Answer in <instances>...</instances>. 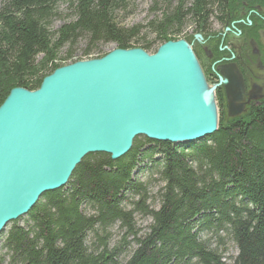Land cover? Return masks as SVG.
Returning <instances> with one entry per match:
<instances>
[{
  "label": "trees",
  "instance_id": "16d2710c",
  "mask_svg": "<svg viewBox=\"0 0 264 264\" xmlns=\"http://www.w3.org/2000/svg\"><path fill=\"white\" fill-rule=\"evenodd\" d=\"M128 1L3 0L0 105L15 88L37 90L61 66L103 57L94 55L101 44L149 52L153 42L138 44L145 29L159 46L180 39L187 24L196 35H207L213 20L223 25L236 7L255 2L155 0L160 17L145 28L118 22ZM59 2L68 5L72 19L51 32ZM80 41L84 55L75 59L72 49ZM144 162L162 184L157 210L149 207L147 185L134 178ZM135 214L151 219L143 235ZM24 217L22 225L21 218L10 223L0 264H230L224 257L227 239L236 250L232 264H264V101L227 123L222 120L212 135L195 143L141 137L115 161L89 154L63 188L43 194ZM115 225L122 236L110 247ZM131 245L129 258L121 262Z\"/></svg>",
  "mask_w": 264,
  "mask_h": 264
},
{
  "label": "water",
  "instance_id": "95a60500",
  "mask_svg": "<svg viewBox=\"0 0 264 264\" xmlns=\"http://www.w3.org/2000/svg\"><path fill=\"white\" fill-rule=\"evenodd\" d=\"M219 73L209 86L191 46L179 39L152 54L115 48L55 69L35 91L11 90L0 105V233L43 194L63 188L89 154L115 161L138 137L187 145L212 135L220 86L228 118L240 117L241 75L234 65Z\"/></svg>",
  "mask_w": 264,
  "mask_h": 264
},
{
  "label": "rangeland",
  "instance_id": "374dc122",
  "mask_svg": "<svg viewBox=\"0 0 264 264\" xmlns=\"http://www.w3.org/2000/svg\"><path fill=\"white\" fill-rule=\"evenodd\" d=\"M2 1L3 0H0V5H1ZM154 1L155 0H129L127 2L126 9L121 10L118 13V16H117L118 22L122 26H125V27H133L136 25H140V26H143L146 28L147 24L150 21L154 20L155 18L160 17V11L159 10L161 9V5L157 4L156 8H153L154 7L153 6ZM255 1H257L256 3L258 5L264 4V2L261 0H255ZM241 9L242 8H240V7H236V10L232 11L230 16L235 15V14L238 15ZM57 13H58V16L56 18H54L52 23H51V28H50L51 32H55L64 23H66L72 19L71 14L68 10V5L65 2H59L58 3ZM227 28H229V27H227ZM224 33H225V31H224L223 27L218 25L217 22L213 20L211 22V25H210V31L207 35H201L200 39L195 40L196 34L193 32V27H192V25L187 24V26L180 33V37H181L180 39H182L186 42L188 41L187 43L191 46V48H193L194 52H196L198 54V56L200 57L199 59L202 61L204 59V55L202 53V49L198 45L199 41L206 40L207 45H209V47H213V48L216 47V50H217V47L220 44V41L222 40V34H224ZM246 33L247 32L245 31L244 37L238 35L236 31L227 35V41L232 42V44L235 47L236 54H238L239 52H242L245 55L246 49L243 46V44L245 42H247V43L249 42V36H247L248 34L246 35ZM261 34L262 33L260 32V35ZM215 39H216V43H215ZM261 40L264 41V37H261ZM138 41H139L138 44H140L141 42L146 43L149 41L154 43L151 51L149 50V52H147L149 54H152V52L159 47V42L157 40H155V34H153V32L150 31V29L143 30L142 33L140 34V39H138ZM227 41L224 43V45L229 44V43H227ZM213 43H214V46H213ZM84 48H85V42L80 41L77 44V46L72 49L73 58L81 59L84 55V53H83ZM115 48L116 47L114 44H101L94 51L96 53L94 55L95 56L106 55L108 52H110L111 50H113ZM66 51H67V47H65L61 51L60 57H64ZM247 55H249L251 62H253V65L251 66V68L253 67L254 72H255V74H254L255 77H253V78L254 79L260 78L261 80L264 81V70H258V68H257L258 64L261 63V57L260 56L254 57L253 54L251 53L250 48L248 50ZM40 58L41 57L39 56L38 59H40ZM244 59H246V58H244ZM208 69H209V67H208ZM208 85L214 86L216 84L211 83ZM224 100H225L224 96H222L221 94H219L218 92L215 91V101H216V105L218 108V124L222 120H223V123H227L228 121L231 120L227 117ZM249 110H250V108L247 109V111L244 114H246ZM138 139H141V137H138ZM134 178H136L140 182L147 185V191H148V194L150 197V199L148 201L149 207L153 210H157L158 209L157 196H158V192H159L160 188L162 187V184L159 181L156 173L149 169L148 163L144 162L142 164H139L138 167L136 168V170L134 171ZM24 219H25L24 216L21 217V219L18 221V224L22 225ZM134 221H135L136 228L139 231V235L145 234L148 230L149 225L151 224V219L149 217H144V216H141L139 214L134 215ZM9 227H10V224L6 227L4 232L0 235V256H2L4 254V250L2 249V244H3L4 235L7 232V230L9 229ZM110 233H111L110 247H113L120 240L122 233L118 229L117 225H115L111 228ZM89 239H91V235H89L88 241H89ZM88 241H87V244L89 245ZM133 248H134V246L131 245L130 248L127 249V251L119 257V260L121 262H125L129 258ZM224 249L226 250L225 255H224L226 261L228 263L232 264V259L236 256V250H235L232 242H230L228 239L225 240V248Z\"/></svg>",
  "mask_w": 264,
  "mask_h": 264
},
{
  "label": "flooded vegetation",
  "instance_id": "af4514ba",
  "mask_svg": "<svg viewBox=\"0 0 264 264\" xmlns=\"http://www.w3.org/2000/svg\"><path fill=\"white\" fill-rule=\"evenodd\" d=\"M261 1L264 2V0ZM256 2L257 1L243 4V8L240 10L239 14L228 16V19L223 25L217 23L222 26L225 31V33L222 34V40L220 41L217 50L216 48L209 47L206 40L199 41L198 45L202 49L204 55L202 61L199 60L200 57L192 48L198 62H200L203 74L205 73L204 77L208 84L219 83L220 67L228 65L235 66L240 73L243 82V97L240 102V104L244 105V111L242 114H244L249 108L259 106L261 102L264 101V81L260 78H253L255 77L254 69L253 67L251 68L253 62H251L249 55H247L250 48L254 57L260 56L261 63L258 64L257 68L258 70H264V41L261 40V37H264V4L258 5ZM234 31L242 37H244V32L246 31V35L248 34L247 36H249V42L243 44L246 49L245 55L242 52L236 54L232 42L227 41V35ZM260 32L262 33L261 35ZM226 41L229 43L228 45H224ZM216 92L224 96L227 113V102L223 86L218 87Z\"/></svg>",
  "mask_w": 264,
  "mask_h": 264
},
{
  "label": "bare ground",
  "instance_id": "6f19581e",
  "mask_svg": "<svg viewBox=\"0 0 264 264\" xmlns=\"http://www.w3.org/2000/svg\"><path fill=\"white\" fill-rule=\"evenodd\" d=\"M188 42V41H187ZM229 42V41H228ZM216 48V47H215ZM200 60V59H199ZM199 64H200V62H199ZM221 98V97H220ZM220 118V117H219ZM145 182V181H144Z\"/></svg>",
  "mask_w": 264,
  "mask_h": 264
}]
</instances>
